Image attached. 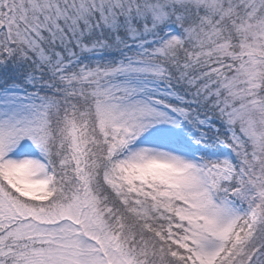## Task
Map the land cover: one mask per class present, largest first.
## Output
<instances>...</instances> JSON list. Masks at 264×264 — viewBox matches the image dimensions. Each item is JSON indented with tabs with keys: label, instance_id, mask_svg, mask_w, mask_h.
Segmentation results:
<instances>
[{
	"label": "snow or ice",
	"instance_id": "1",
	"mask_svg": "<svg viewBox=\"0 0 264 264\" xmlns=\"http://www.w3.org/2000/svg\"><path fill=\"white\" fill-rule=\"evenodd\" d=\"M0 264H264V0H0Z\"/></svg>",
	"mask_w": 264,
	"mask_h": 264
}]
</instances>
